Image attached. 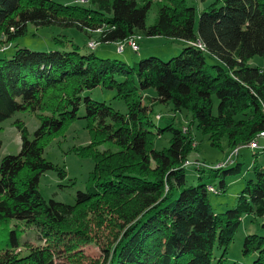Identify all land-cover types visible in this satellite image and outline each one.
I'll use <instances>...</instances> for the list:
<instances>
[{
    "label": "trees",
    "instance_id": "16d2710c",
    "mask_svg": "<svg viewBox=\"0 0 264 264\" xmlns=\"http://www.w3.org/2000/svg\"><path fill=\"white\" fill-rule=\"evenodd\" d=\"M153 7L155 22L148 25ZM196 18L187 0H0V44L25 35L30 23L75 28L100 44L131 36L187 43L170 60L150 56L134 64L82 53L76 44L70 50L16 48L0 58V124L17 111H31L40 122L31 136L16 119L20 152L0 161V230L10 235L0 246V264H73L57 263L55 249L87 238L90 224L115 228L103 264H212L216 246L223 249L222 264L242 215L264 216V167H254L255 178L239 194L237 207L221 214L206 186L221 175L215 186L225 192V176L242 173V164L208 176L199 167L196 186L188 185L185 172L196 149L194 123L211 145L221 148L226 138L239 151L264 131V68L248 64L264 57V0H217L200 13L198 25ZM56 41L66 46V40ZM208 55L224 66L210 65ZM97 86L116 89L127 113L85 95ZM82 104L91 139L75 151L92 157L94 169L75 203L46 201L38 190L40 176L59 168L45 158V146L79 118ZM158 104L191 114L188 127L171 122L159 128L153 118ZM166 131L169 146L156 149L155 139ZM103 144L115 149L100 151ZM10 220L35 226L38 239L49 243H22L20 226L10 229ZM243 254L255 255L251 264H264V237L246 236Z\"/></svg>",
    "mask_w": 264,
    "mask_h": 264
},
{
    "label": "rangeland",
    "instance_id": "374dc122",
    "mask_svg": "<svg viewBox=\"0 0 264 264\" xmlns=\"http://www.w3.org/2000/svg\"><path fill=\"white\" fill-rule=\"evenodd\" d=\"M62 4H84L81 0H54ZM217 0H187V4L194 6L197 11L196 22L198 25L200 13L208 9L209 6ZM156 8L153 7L147 19V24L151 25L155 22ZM56 39L66 40V46L62 48ZM149 37L137 38L140 44V50L134 51L130 46L125 47L123 53H119L117 45L114 43H97L95 48L88 46L89 37L84 32L75 28H61L58 26L36 27L33 24H28L27 33L17 37L11 43L0 44V58L10 57L16 48H29L32 50H70L72 44L79 46L82 53L94 52L102 58H116L127 61L129 64H134L150 56H157L163 60H170L178 56L187 44L182 40H149ZM90 41H95V38ZM106 50V51H105ZM210 65H223V63L212 56H206ZM254 67L264 68V57L254 56L248 62ZM116 79L122 81L121 76H116ZM93 100L104 102L121 113H127L128 107L124 99L117 96L116 89L97 86L94 89L85 92ZM218 99L214 97V113H217ZM85 108L82 104L79 110V118L72 121L65 131L54 137L44 149V156L47 160L53 162L59 171L50 170L40 176L38 190L46 201L54 199L66 204H73L76 201L78 191H85L90 173L94 169V161L92 157L80 156L76 153L75 148L81 145H86L90 142V132L87 128L86 120L83 118ZM159 115V116H157ZM161 117V118H159ZM22 119L28 130L33 136L34 131L38 128L40 122L37 116L31 111H17L15 115L4 120L0 124V161L6 155H16L21 149V136L18 129L14 126L16 119ZM154 122L159 128L168 126L171 122L175 125L182 124L188 127L191 120V114L186 111H175L171 104H158L154 107L153 112ZM193 134L195 135L194 149L189 155L191 163L199 164L202 161L208 165L204 169V175L208 176L215 173L217 166L225 162L228 155L233 149L228 145L226 138L222 139L221 148L211 145L207 135L201 134L196 129L194 123ZM171 138L170 132L166 131L161 137H157L154 142L156 149H163L169 146ZM259 146L256 148L241 147L238 154L233 157V162L227 166H235L237 163L242 164V173L227 174L225 181L227 188L225 192H210L209 199L213 209L221 214L229 209H233L238 205V196L242 190L248 185V180L254 179V167H264V138H260ZM114 150L115 147L109 144L99 146L100 151L106 149ZM257 155V156H256ZM196 164L185 165L186 180L188 185L196 186L199 184V167ZM65 170L64 176L59 173ZM222 179L221 175L215 177L214 184L218 186ZM211 184V183H210ZM215 186V187H216ZM264 216H258L254 213L243 214L240 227L229 245L225 253L222 264H251L255 255L243 254V245L246 236L257 234L264 237ZM19 228V237L22 243L27 242L28 246L38 244H48V241H40L37 237L35 226H28L24 222L18 220H10L9 227L13 230ZM115 228L113 226L96 227L90 224V234L85 239H77L68 241L55 249V261L57 263L71 262L73 264H103L105 258L109 255L111 243L114 239ZM4 233V232H3ZM10 242V235H2L0 230V246ZM223 249L216 246L213 253L212 264H217L223 254Z\"/></svg>",
    "mask_w": 264,
    "mask_h": 264
},
{
    "label": "built area",
    "instance_id": "2783aa9c",
    "mask_svg": "<svg viewBox=\"0 0 264 264\" xmlns=\"http://www.w3.org/2000/svg\"><path fill=\"white\" fill-rule=\"evenodd\" d=\"M82 2H87L88 0H81ZM137 36H131L130 38H128L127 40L125 41H121V42H118L117 43V51L119 53H122L125 49L126 46H130L134 51H138L140 49V46H139V43H138V40H137ZM97 45L96 41H89L88 42V46L90 48H95ZM197 46L204 50V46L201 44V43H198ZM260 138H264V131L260 132L257 137L255 138V141H253L252 143L249 144V146L251 148H256L259 146V143H258V140ZM235 152H237V149L235 150ZM229 162H231V160H229ZM208 190L211 191V192H216L217 190L211 186V185H208L207 186Z\"/></svg>",
    "mask_w": 264,
    "mask_h": 264
},
{
    "label": "bare ground",
    "instance_id": "6f19581e",
    "mask_svg": "<svg viewBox=\"0 0 264 264\" xmlns=\"http://www.w3.org/2000/svg\"><path fill=\"white\" fill-rule=\"evenodd\" d=\"M186 129V128H185ZM184 129V130H185ZM256 137H257V135H256ZM255 137V138H256ZM254 138V139H255ZM255 141V140H254ZM259 141H260V139L258 140V143H259ZM253 142V141H252ZM252 142H250V143H252ZM250 143H248L245 147H250L249 146V144ZM237 149V152H235V150ZM253 149V148H252ZM239 153V147H235L234 149H233V151L231 152V154L228 156V158H227V160L225 161V162H223V163H221V164H219L218 166H217V168H220V167H225V166H227L228 164H231L234 160H233V157H234V155L235 154H238ZM229 160H231V162H229ZM186 165H188V164H196V162L195 163H191L189 160L188 161H186V163H185ZM208 164L207 163H205L204 161H202L201 163H199V164H196V166L197 167H206ZM208 185H211V186H213L216 190H217V188L214 186V185H212V184H207V186ZM206 186V187H207ZM207 190H208V188H207ZM209 191V190H208ZM209 192H211V191H209Z\"/></svg>",
    "mask_w": 264,
    "mask_h": 264
},
{
    "label": "crops",
    "instance_id": "0c3cea01",
    "mask_svg": "<svg viewBox=\"0 0 264 264\" xmlns=\"http://www.w3.org/2000/svg\"><path fill=\"white\" fill-rule=\"evenodd\" d=\"M164 39H165V38H163V37H151L149 40H153V41H154V40H159V41H161V40H164ZM90 40H91V39H89V41H90ZM114 44L117 45V43H114ZM139 45H140V44H139ZM140 49H141V48H140ZM140 49H139V50H140ZM139 50H138V51H139ZM105 51H106V50H105ZM124 51H125V50H124ZM124 51H123V52H124ZM116 52H117V50H116ZM123 52H122V53H123ZM126 62H127V61H126ZM260 140H261V139H260ZM259 144H260V143H259ZM228 156H229V155H228Z\"/></svg>",
    "mask_w": 264,
    "mask_h": 264
}]
</instances>
